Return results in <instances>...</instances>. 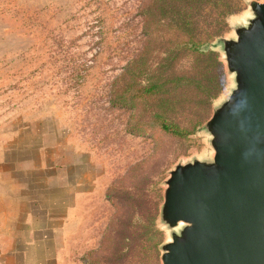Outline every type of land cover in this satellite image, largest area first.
Listing matches in <instances>:
<instances>
[{"label":"rangeland","instance_id":"obj_1","mask_svg":"<svg viewBox=\"0 0 264 264\" xmlns=\"http://www.w3.org/2000/svg\"><path fill=\"white\" fill-rule=\"evenodd\" d=\"M232 1L237 12L212 42L225 86L208 120L235 86L214 43L234 38V29L251 18V4L263 2ZM145 5L146 0H0V264L29 244L22 212L31 198H40L41 184L59 175L51 167L59 168L62 156L68 157L70 179L81 186L60 264H87L91 252L106 264L119 248L127 253L122 264H162L160 247L171 239L160 219L169 174L179 164L210 159L213 149L208 120L181 139L157 128L144 133L128 109L127 68L145 42ZM200 21L213 24V17L202 15ZM113 184L115 202L108 198ZM16 190L27 195L20 205L8 201ZM127 190L136 193L137 207L128 206ZM157 202L159 258L144 255L139 242L128 257V224L137 236Z\"/></svg>","mask_w":264,"mask_h":264},{"label":"water","instance_id":"obj_2","mask_svg":"<svg viewBox=\"0 0 264 264\" xmlns=\"http://www.w3.org/2000/svg\"><path fill=\"white\" fill-rule=\"evenodd\" d=\"M214 43L235 86L205 128L210 159L179 164L160 208L162 264H264V0Z\"/></svg>","mask_w":264,"mask_h":264},{"label":"trees","instance_id":"obj_3","mask_svg":"<svg viewBox=\"0 0 264 264\" xmlns=\"http://www.w3.org/2000/svg\"><path fill=\"white\" fill-rule=\"evenodd\" d=\"M234 5L232 0H146L142 11L145 42L127 68L128 109L144 133L157 128L183 139L208 120L212 104L225 86L223 66L211 49L212 42L226 31L227 18L238 9ZM202 15L213 17V24H201ZM116 188L113 184L109 189L111 202H115L111 193ZM135 194L128 190L125 194L132 196L130 207L138 206ZM159 204L153 203L137 236L128 224V257L139 242L144 255L159 258L163 240L155 228ZM117 230H111L112 234ZM93 254L87 264H99ZM126 256L119 248L106 264H122Z\"/></svg>","mask_w":264,"mask_h":264},{"label":"crops","instance_id":"obj_4","mask_svg":"<svg viewBox=\"0 0 264 264\" xmlns=\"http://www.w3.org/2000/svg\"><path fill=\"white\" fill-rule=\"evenodd\" d=\"M67 158L62 156L59 168L51 167L56 169L59 175L55 173V177L46 176L48 179L39 187L43 190L39 193L40 198H31L27 203L28 210L22 212L25 217V220H22L25 223L24 234L29 244L9 254L8 256H13L14 260L4 261L3 264H60L57 256L64 246L67 221L78 206L81 186L77 179L76 181L70 179V164ZM77 166L72 167L78 168ZM31 185L30 183V189ZM23 199L27 200V195L21 190H16L8 197L12 204L19 205Z\"/></svg>","mask_w":264,"mask_h":264}]
</instances>
